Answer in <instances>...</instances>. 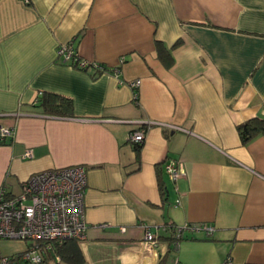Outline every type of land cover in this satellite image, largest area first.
Returning <instances> with one entry per match:
<instances>
[{
  "label": "crops",
  "instance_id": "obj_1",
  "mask_svg": "<svg viewBox=\"0 0 264 264\" xmlns=\"http://www.w3.org/2000/svg\"><path fill=\"white\" fill-rule=\"evenodd\" d=\"M69 40L104 69L63 60ZM45 92L70 98L72 114L44 112ZM254 116L264 117V0H0V125L13 129L0 191L83 165L80 264H264V135L243 144L236 129ZM145 120L155 123L136 156L128 133ZM169 158L184 164L176 182ZM26 246L0 238V256Z\"/></svg>",
  "mask_w": 264,
  "mask_h": 264
},
{
  "label": "built area",
  "instance_id": "obj_2",
  "mask_svg": "<svg viewBox=\"0 0 264 264\" xmlns=\"http://www.w3.org/2000/svg\"><path fill=\"white\" fill-rule=\"evenodd\" d=\"M72 43V40H69L58 45L56 53L63 60L69 61L77 68L93 66L99 70L104 69L99 64H92L80 58ZM128 83L136 88L140 79ZM134 96L136 99V91ZM139 122L141 124L128 133L127 140L134 145H142L149 125L155 123L151 120ZM12 135V128L0 125V143L6 142ZM31 154V149H27L23 156L29 157ZM164 171L172 182H176L185 174L183 162L172 158L165 160ZM86 186L85 167L74 165L32 173L21 182L18 193L8 194L0 191V238L27 242L22 252L1 255L0 264H17L22 261L27 264H47V252L54 243L61 244L69 239L84 240L87 234L84 214ZM178 202L179 199H176V203ZM105 225L107 224H100ZM195 226L202 229L206 235H211L214 229L207 223H198ZM187 227L192 225L176 226V236L182 237L183 230ZM144 243L147 246H155L157 243L156 233L149 228L144 231ZM53 257L60 258L57 254ZM226 263L227 261H223L220 264Z\"/></svg>",
  "mask_w": 264,
  "mask_h": 264
},
{
  "label": "trees",
  "instance_id": "obj_3",
  "mask_svg": "<svg viewBox=\"0 0 264 264\" xmlns=\"http://www.w3.org/2000/svg\"><path fill=\"white\" fill-rule=\"evenodd\" d=\"M156 49L158 55L161 56V49H164V46L160 41L156 40ZM166 49V48H165ZM166 56L169 59L168 62L164 61L166 64L171 62L172 56L169 53V50L166 51ZM38 106H40L44 112L47 113H56V114H65L70 115L72 114V101L70 98L45 92L38 98ZM241 142L243 144H247L253 138L258 135H264V117L254 116L242 123H239L236 127ZM141 145L135 144L134 149L136 151V156L139 153ZM173 229V233L170 236V239L178 238L175 233V227L171 226ZM181 238V237H180ZM179 238V239H180ZM75 239H69L65 242L58 244L54 243L52 245L51 250L47 252V257H52L57 254L60 259L66 261L69 264H80L81 262V252L79 250L78 244ZM27 264L26 262H19L17 264ZM161 264V263H158Z\"/></svg>",
  "mask_w": 264,
  "mask_h": 264
}]
</instances>
